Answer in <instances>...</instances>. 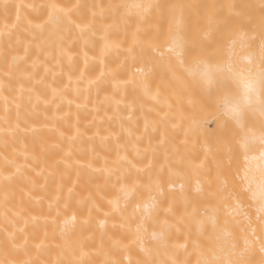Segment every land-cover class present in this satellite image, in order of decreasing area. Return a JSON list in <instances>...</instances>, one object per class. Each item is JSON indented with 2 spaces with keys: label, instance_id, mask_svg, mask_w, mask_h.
Returning a JSON list of instances; mask_svg holds the SVG:
<instances>
[{
  "label": "bare ground",
  "instance_id": "1",
  "mask_svg": "<svg viewBox=\"0 0 264 264\" xmlns=\"http://www.w3.org/2000/svg\"><path fill=\"white\" fill-rule=\"evenodd\" d=\"M11 5L0 0V264H264L258 222L233 254L204 221L231 203L213 127L179 81L142 71L144 25ZM132 186L162 193L139 233L143 202L122 198Z\"/></svg>",
  "mask_w": 264,
  "mask_h": 264
},
{
  "label": "snow or ice",
  "instance_id": "2",
  "mask_svg": "<svg viewBox=\"0 0 264 264\" xmlns=\"http://www.w3.org/2000/svg\"><path fill=\"white\" fill-rule=\"evenodd\" d=\"M114 7L147 29L151 56L144 62L145 75L170 74L199 109L200 126L215 125L210 138L219 153L222 183L232 178L224 197L231 203L224 205L227 215L206 212L204 221L221 249L249 251L254 221L264 230V0H121ZM257 158L262 164L254 187L249 173ZM161 195L153 186L123 190L125 204L133 201L139 210L143 202L138 233L147 231L143 221L151 218Z\"/></svg>",
  "mask_w": 264,
  "mask_h": 264
},
{
  "label": "rangeland",
  "instance_id": "3",
  "mask_svg": "<svg viewBox=\"0 0 264 264\" xmlns=\"http://www.w3.org/2000/svg\"><path fill=\"white\" fill-rule=\"evenodd\" d=\"M24 3H20L19 0H9L13 2V8L11 9L12 15L16 13H25L27 14L30 9H35L36 12L30 11L32 15H52L54 11L62 10L63 12L60 16L65 17H81V18H88L92 21H130L131 17H127L129 19H120L124 18V16L120 15L117 9L114 7L117 3H120L121 0H24ZM12 4V3H11ZM133 20V19H132ZM214 128V125H212ZM210 139V138H209ZM191 153L193 152L192 149L190 150ZM190 151H187V155H191ZM232 181V178L229 176L227 177ZM228 182V187L224 183H221V187L225 190V192L230 191V183ZM220 187V188H221ZM221 188V190H222ZM228 189V191H227ZM220 190V191H221ZM217 191V189H216ZM219 191V188H218ZM220 191L218 193H220ZM225 192H221L223 195ZM227 193V194H228ZM247 201V200H246ZM250 202V200H249Z\"/></svg>",
  "mask_w": 264,
  "mask_h": 264
}]
</instances>
